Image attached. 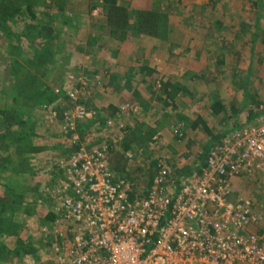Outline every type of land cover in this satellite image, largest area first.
I'll return each mask as SVG.
<instances>
[{
    "label": "rangeland",
    "instance_id": "rangeland-1",
    "mask_svg": "<svg viewBox=\"0 0 264 264\" xmlns=\"http://www.w3.org/2000/svg\"><path fill=\"white\" fill-rule=\"evenodd\" d=\"M248 127H264V0H0V264H56L51 190L81 146L105 147L116 178L125 162L141 192L150 171L176 184L203 172L209 131ZM241 171L231 198L252 203L264 235V167Z\"/></svg>",
    "mask_w": 264,
    "mask_h": 264
},
{
    "label": "built area",
    "instance_id": "built-area-1",
    "mask_svg": "<svg viewBox=\"0 0 264 264\" xmlns=\"http://www.w3.org/2000/svg\"><path fill=\"white\" fill-rule=\"evenodd\" d=\"M76 110L80 118L86 114L82 105ZM66 127L76 128L73 122ZM238 141L245 152L229 155V146ZM263 157L264 127H248L227 136L200 174L180 185L159 174L144 196L133 198L129 183L114 175L108 150L81 146L57 163L62 177L51 195L59 197L54 211L65 227L55 232L64 242L57 244L54 261L264 264V235L253 230L263 223L262 215L249 200L231 198L235 175L247 166L263 169Z\"/></svg>",
    "mask_w": 264,
    "mask_h": 264
},
{
    "label": "trees",
    "instance_id": "trees-1",
    "mask_svg": "<svg viewBox=\"0 0 264 264\" xmlns=\"http://www.w3.org/2000/svg\"><path fill=\"white\" fill-rule=\"evenodd\" d=\"M112 2V1H111ZM30 10H31V6L29 7ZM15 11L16 13L18 12V7L16 6L15 7ZM32 12V10H31ZM122 12V13H120ZM119 12L118 15H121V16H124V11L121 10ZM16 13H14L12 15V17H14L16 15ZM8 20H6L5 22H7ZM3 31L5 33V35L7 36H10L12 34H15L16 32H14L13 28L11 26H3ZM46 50V49H45ZM36 56H37V59L34 61L35 63L37 62L38 65H45L48 60H45L43 58L42 55H39L38 53H36ZM47 61V62H46ZM37 82V76L36 75H33L30 82H29V86H34V83ZM17 87V86H16ZM21 88V87H20ZM20 90V89H19ZM33 94L35 91H32ZM250 97L253 99L252 102H257V106H259V102L256 100L257 96L255 94H251ZM51 99V98H50ZM49 99V100H50ZM224 104H221V101L220 100H217V101H214L213 104H212V109L214 112L216 113H220L224 110ZM116 112H111L108 114L109 117L111 116H114ZM259 116V113H256L253 109L250 110V113H249V119H254L255 117ZM12 125V124H9L8 127ZM206 126V125H205ZM240 128V124H236L234 127H233V130H237ZM209 131V130H208ZM232 130H226L224 132H221L219 134H213L211 131H209V134L211 135V139L208 141V143L205 145L204 147V151L202 152V154L200 155V167L201 166H204L207 164V160L209 158V155L211 154V152L213 150H215L216 147L220 146V144H222V140L226 137V135L231 132ZM79 146H76V149L78 148ZM75 149V150H76ZM113 169L115 170V172L118 174V176L121 178V179H125L129 185H130V188H129V195L133 198L135 197H142L144 196L148 190L150 189V187L152 186L153 184V180L155 178V176L157 175L156 172H151L149 173L148 175V180H147V183H146V187L145 189L141 190V192H138L134 186L132 185V183L130 181H133L131 179V176L130 174L128 173L129 171L127 170V164L124 162L122 164H119L118 167H116L115 165H113ZM130 179V180H129ZM178 185H180L181 183L180 182H177ZM140 186V185H137V187ZM1 206V204H0ZM48 218H51V221H55L56 220V216L54 215V213H49L48 214ZM29 252L27 253H31V252H34V248L33 247H30Z\"/></svg>",
    "mask_w": 264,
    "mask_h": 264
},
{
    "label": "crops",
    "instance_id": "crops-1",
    "mask_svg": "<svg viewBox=\"0 0 264 264\" xmlns=\"http://www.w3.org/2000/svg\"><path fill=\"white\" fill-rule=\"evenodd\" d=\"M56 213H54V215H55ZM56 216V215H55ZM45 223H50L51 224V222H52V224H51V227H49L48 229L49 230H51L54 226H56V221H51V218H48V215L45 217ZM38 249V248H37ZM36 257H35V261L36 262H38V261H40V259H41V255L39 254V250H38V252H36ZM30 256H32L31 254H30ZM46 257H48V254L46 253ZM48 259V258H47Z\"/></svg>",
    "mask_w": 264,
    "mask_h": 264
}]
</instances>
